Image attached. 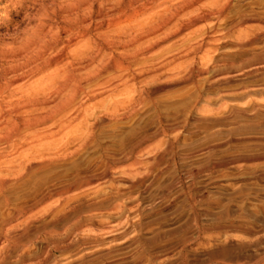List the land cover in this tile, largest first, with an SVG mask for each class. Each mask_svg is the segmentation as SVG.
<instances>
[{
	"label": "rangeland",
	"instance_id": "rangeland-1",
	"mask_svg": "<svg viewBox=\"0 0 264 264\" xmlns=\"http://www.w3.org/2000/svg\"><path fill=\"white\" fill-rule=\"evenodd\" d=\"M151 1L0 0V264H264V0Z\"/></svg>",
	"mask_w": 264,
	"mask_h": 264
},
{
	"label": "bare ground",
	"instance_id": "bare-ground-1",
	"mask_svg": "<svg viewBox=\"0 0 264 264\" xmlns=\"http://www.w3.org/2000/svg\"><path fill=\"white\" fill-rule=\"evenodd\" d=\"M211 1V2H209ZM220 0H152L151 3H149L148 5L150 6H155L154 8L156 9V7H159V5H165L166 3H169V2H175L177 3V5L185 12L186 10L189 12H193V11H197L200 9V11H202L201 13H198L199 11L196 12L197 16L194 20V22L192 23L191 26H179V30L181 33H186L187 31L189 30H192L194 28L197 29V27H199L200 25H203V24H206L208 22L211 21V16L209 14H207L205 12V10L209 9V8H214L218 5ZM230 0H228L226 2V4H229ZM208 3V4H206ZM167 6V5H165ZM142 8L141 9H137L133 12V14H131V16L128 17L129 20H138V18H140L142 15H143V12L147 11V4H143V6H141ZM218 7V6H217ZM171 8V7H170ZM164 10H167V7L164 9ZM172 11V10H171ZM179 12V11H178ZM190 12V13H191ZM187 13V12H186ZM185 13V14H186ZM158 14V13H156ZM179 15V14H178ZM178 15H173L174 17L175 16H178ZM189 15V14H188ZM193 15H195V13H193ZM217 15V14H215ZM214 15V16H215ZM222 13L219 12V17H221ZM181 16V15H180ZM185 16V15H184ZM180 18V17H179ZM103 20V19H102ZM178 20V19H177ZM220 20V19H219ZM116 22V21H115ZM137 22V21H136ZM119 23V22H118ZM112 25V24H111ZM202 27V26H201ZM111 29V28H110ZM137 30V29H136ZM40 32V31H39ZM85 32V31H84ZM43 33V32H42ZM43 36V35H41ZM83 36V35H82ZM86 35H84L85 37ZM60 38V37H59ZM77 38V37H76ZM38 41L37 40H34V41H31V42H28V45H27V48H30V47H34V49L36 50V57L34 59H31V60H36V61H40L44 58V55L45 53H48L49 51H52L54 50V48L49 47L48 45H46L45 43H38L39 41L42 40V38H40V36L37 37ZM47 39V38H46ZM58 40V39H57ZM60 41V40H59ZM57 43V42H56ZM73 43V40H68L66 42V46L64 48H62L60 50L59 53L55 54L54 57L50 60H48L46 63H43L42 66H39L37 68V73L38 75H41L43 74L48 67H50L52 65V63H55V62H62L63 58L66 56V51H67V48L69 45H71ZM59 46V45H57ZM57 48V47H56ZM31 50V48H30ZM58 50V49H57ZM54 53V52H53ZM33 54V53H32ZM52 55V54H51ZM33 56V55H32ZM44 60V59H43ZM30 61V60H29ZM31 63V62H30ZM36 64V63H34ZM41 64V63H40ZM32 66V64L30 65V67ZM35 66V65H34ZM38 66V65H37ZM27 68V67H26ZM34 68V67H33ZM35 69V68H34ZM110 69V68H109ZM22 70V69H21ZM111 70V69H110ZM20 72H23V71H19L18 73ZM17 73V71H16ZM23 74V73H22ZM26 75V74H25ZM22 76V75H21ZM20 76V77H21ZM19 77V78H20ZM16 78V77H15ZM18 78V77H17ZM18 78V79H19ZM14 79V78H13ZM45 80V77H42L38 80V82L36 84H38L39 82H43ZM19 83L20 80H15L12 84L14 83ZM15 83V84H16ZM10 84V83H9ZM18 85V84H17ZM16 86V85H15ZM11 88V87H10ZM21 88V87H20ZM3 90V89H2ZM9 90V89H8ZM1 91V90H0ZM4 93V92H3ZM20 93V92H19Z\"/></svg>",
	"mask_w": 264,
	"mask_h": 264
}]
</instances>
